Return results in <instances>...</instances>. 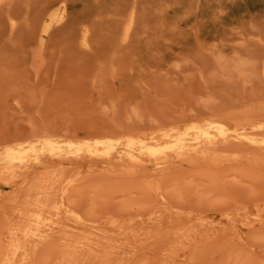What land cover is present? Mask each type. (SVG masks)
I'll use <instances>...</instances> for the list:
<instances>
[{
	"label": "rangeland",
	"instance_id": "1",
	"mask_svg": "<svg viewBox=\"0 0 264 264\" xmlns=\"http://www.w3.org/2000/svg\"><path fill=\"white\" fill-rule=\"evenodd\" d=\"M263 108L264 0H0V264H264Z\"/></svg>",
	"mask_w": 264,
	"mask_h": 264
},
{
	"label": "bare ground",
	"instance_id": "2",
	"mask_svg": "<svg viewBox=\"0 0 264 264\" xmlns=\"http://www.w3.org/2000/svg\"><path fill=\"white\" fill-rule=\"evenodd\" d=\"M57 13V12H56ZM55 18H56V15H55ZM50 19H54V18H50ZM59 20H60V18H59ZM260 109V108H259ZM264 109V108H263ZM255 110H257V109H255ZM259 111V110H258ZM249 112V111H248ZM254 113H255V111H253ZM259 113H262V112H259ZM249 114V113H248ZM251 115H252V113H251ZM264 116V115H263ZM256 118V117H255ZM258 118V117H257ZM256 118V119H257ZM208 121V120H207ZM210 121V120H209ZM245 121H246V119H245ZM207 123H210V122H207ZM259 124V123H258ZM264 124V123H263ZM192 125H193V123H192ZM200 125H202V123L200 124ZM213 125V127L216 129V134L214 135H212V133L210 134L209 132H208V130H204V129H200L199 130V135L195 138V140H196V143H201V142H204V144H206L205 142H208V143H211L212 144V142H213V140L216 138V137H221V138H223V140L226 138V136H227V132H229V131H227V130H225L224 128V126H222V125H219V124H216V123H214V124H212ZM242 125V124H241ZM240 124H239V126H241ZM247 125V124H246ZM260 125V124H259ZM259 125H256V126H254V128L255 127H259ZM204 126V125H203ZM206 127H207V125H205ZM245 126V125H244ZM244 126L242 125L241 127L242 128H244ZM252 126H253V124H252ZM199 127V126H198ZM236 127V126H235ZM260 127H262V128H260V129H263L264 128V126L262 125V126H260ZM184 128H185V126H184ZM203 128V127H202ZM253 128V127H252ZM251 128V129H252ZM172 129H176V128H172ZM241 129V128H240ZM250 129V128H249ZM170 129H168V132H170L169 131ZM236 130V129H235ZM165 131V130H164ZM172 131V130H171ZM185 131H186V128H185ZM212 131V130H211ZM232 131H234V130H232ZM232 131H230V132H232ZM245 131V130H244ZM252 131V130H251ZM256 131V130H255ZM259 131H261V130H259ZM264 131V130H263ZM161 132V131H160ZM157 133V134H161V133ZM167 132V131H166ZM165 132V133H166ZM176 132V131H175ZM229 132V133H230ZM242 132V131H241ZM156 133V132H155ZM172 133H174L173 131H172ZM233 133V132H232ZM238 133V132H237ZM248 133H253V132H248ZM258 133V132H257ZM169 135V137H170V133H168ZM184 134V133H183ZM186 134V133H185ZM188 134V133H187ZM186 134V135H187ZM244 136H245V134L244 133H242ZM251 134H249V135H251ZM262 134V133H261ZM44 135V134H43ZM42 135V136H43ZM48 134H46V136H47ZM161 135H167V134H164V133H162ZM160 135V136H161ZM174 135H175V133H174ZM177 135H179V134H177ZM230 135H232V134H230ZM235 135V134H234ZM238 135H239V133H238ZM253 136H254V134H252ZM256 135H258V134H256ZM259 135H260V133H259ZM52 136V135H51ZM233 136V135H232ZM261 136V135H260ZM264 136V135H263ZM262 136V137H263ZM33 137H35V135H33ZM129 137H131V136H129ZM134 137V136H133ZM153 137V136H152ZM174 137V136H173ZM172 137V138H173ZM235 137V136H234ZM247 137H248V134H247ZM251 137V136H250ZM140 138V137H139ZM175 138V137H174ZM184 139H183V141L184 140H186V138L185 137H183ZM230 138H232V137H230ZM238 138H239V136H238ZM254 138H255V136H254ZM264 138V137H263ZM43 139H45V138H43ZM49 139H51V138H49ZM119 139V138H118ZM117 139V140H118ZM122 139H124V138H122ZM128 139V138H127ZM132 139V138H131ZM143 139V138H142ZM150 139V138H149ZM162 139L164 140V138H163V136H162ZM169 139V138H168ZM176 139V138H175ZM240 139V138H239ZM239 139H236L237 141H239ZM258 139V137L255 139V140H257ZM46 141H42L43 142V148L41 149V150H47V151H49V150H51L52 152H54L53 150H57V151H60L61 149H62V147L61 146H55L56 144H54L53 143V138L51 139V141L49 140H47V139H45ZM106 140V139H105ZM108 140V139H107ZM113 140H115V139H113ZM124 140H126V139H124ZM134 140H135V137H134ZM133 140V141H134ZM145 140V139H144ZM143 140V141H144ZM153 140V139H152ZM166 140V139H165ZM180 140H181V135H180ZM217 140V139H216ZM216 140H214V141H216ZM221 140V139H220ZM226 140V139H225ZM235 140V139H234ZM241 140V139H240ZM258 140H260V139H258ZM258 140H257V143H258ZM261 140H262V138H261ZM35 141V140H34ZM70 141V140H69ZM69 141H67V143L69 142ZM89 141V140H88ZM96 141V140H95ZM98 141V140H97ZM100 141H103V140H100ZM96 142L94 145H90V144H88L87 143V145H85V147L83 148V149H86V147H89V148H92V147H95V148H92L93 150L94 149H97L98 147H101V146H103L104 147V149H103V152H100V153H102V155L101 156H98V157H100V158H102V156L103 155H108L109 154V152H110V149H111V147H112V145H114L115 146V144H111V142L110 141H107V142H104V143H102V142ZM133 141H129V139H128V143H127V140H126V143H127V145H126V147H127V151H130L132 148H134L133 146H134V143L135 142H133ZM141 142V143H143V144H139V145H141V147L140 148H142V149H146V151L148 152V151H150V152H152L153 154H154V152H155V150H154V148L152 147V146H145V142L147 143L148 141H146L145 140V142ZM167 141V140H166ZM182 141V140H181ZM227 141V140H226ZM242 141V140H241ZM251 141H252V139H251ZM37 142V141H36ZM55 142V141H54ZM56 142H58V141H56ZM87 141H85V143H86ZM121 142H123L122 140H121ZM137 142V141H136ZM151 142V141H150ZM172 142H174V141H172ZM172 142H169V143H172ZM180 142V141H179ZM186 142V141H185ZM253 142V141H252ZM260 142V141H259ZM62 143V142H61ZM81 143V142H80ZM94 143V141L92 142V144ZM112 143H114V142H112ZM152 143V142H151ZM150 143V144H151ZM154 143H156V142H153V144ZM166 143H168V142H166ZM166 143H164V144H166ZM215 143V142H214ZM219 144H220V142H218ZM217 143V144H218ZM262 143V142H261ZM263 143H264V140H263ZM34 144V143H33ZM33 144H31V145H33ZM77 144H78V142H77ZM82 144V143H81ZM185 144V143H184ZM222 144V143H221ZM251 144H253V143H251ZM118 145H119V143H118ZM136 145V144H135ZM147 145V144H146ZM152 145V144H151ZM169 145V144H168ZM171 145V144H170ZM169 145V146H170ZM173 145V144H172ZM175 145H176V143H175ZM182 145V144H181ZM180 145V146H181ZM258 145V144H257ZM262 145V144H261ZM11 146H13V145H11ZM42 146V145H41ZM68 146L69 147H71L72 146V144H68ZM78 146V145H77ZM113 146V147H114ZM121 146V145H120ZM166 146V145H165ZM178 146V145H177ZM207 146V145H206ZM213 146V145H212ZM212 146L210 147V149L209 148H207L208 150L207 151H211V148H212ZM215 146V148H214V150H213V152L214 151H218V147H216V146H219V145H214ZM258 146H260V145H258ZM103 147H101V148H103ZM160 147V146H159ZM261 147V146H260ZM17 148H19L18 146H17ZM73 148H75V147H73ZM77 148V147H76ZM115 148V147H114ZM122 148H124V146L122 147ZM137 148V147H136ZM161 148V147H160ZM167 148V147H166ZM165 148V149H166ZM171 148V147H170ZM169 148V149H170ZM179 149L180 148H182V147H178ZM185 148H187V146L185 147ZM185 148H182V149H180V150H183V149H185ZM189 148V147H188ZM187 148V149H188ZM212 148V149H213ZM217 148V149H216ZM29 149V148H28ZM80 149V148H79ZM79 149H77L76 151H78ZM88 149V148H87ZM92 149H90V150H92ZM125 149V148H124ZM137 149H139V148H137ZM177 149V148H176ZM30 150H32V149H30ZM126 150V149H125ZM133 150V149H132ZM136 150V149H135ZM167 150V149H166ZM170 150H172V149H170ZM178 150V149H177ZM189 150H190V148H189ZM40 151V150H39ZM64 151V150H63ZM80 151H81V153L82 152H87V150H85V151H82L81 149H80ZM97 151V150H96ZM96 151H94L95 153H97ZM139 151H140V149H139ZM139 151L137 152V154H139ZM145 151V152H146ZM192 151V150H191ZM206 151V150H205ZM206 151V152H207ZM24 152H26L25 150H24ZM65 152V151H64ZM64 152H61L62 154L64 153ZM69 152V151H68ZM67 152V153H68ZM70 152H72L71 151V149H70ZM79 152V151H78ZM89 152V151H88ZM93 152V151H92ZM111 152H112V150H111ZM115 152V151H114ZM134 152H136V151H134ZM159 152L160 153H162L160 150H159ZM171 152H173V151H171ZM182 152H185V151H182ZM193 152V151H192ZM29 153H31V152H29ZM60 153V152H59ZM77 153V152H76ZM75 153V154H76ZM100 153H98L99 155H100ZM122 153H127V152H122ZM130 153H132L131 151H130ZM130 153H128V155H129V158H130V156H131V154ZM159 153V154H160ZM186 153V152H185ZM39 154V153H38ZM38 154H37V156H38ZM43 155H44V153H42ZM58 154V153H57ZM62 154H61V157H63L62 156ZM73 154V153H72ZM75 154H73V155H75ZM86 154H88V153H86ZM91 154V153H90ZM90 154H88L89 156H90ZM93 154V153H92ZM117 154H120V152H117ZM144 154H146V153H144ZM148 154V153H147ZM146 154V155H147ZM156 154V153H155ZM166 154V153H165ZM168 154H170V152L168 153ZM194 154V153H193ZM207 154V153H206ZM216 154H217V152H216ZM20 155V153H19V151H18V149L17 150H15V149H10V150H7L6 151V153H4V157H2V159L5 161V162H7L8 163V165H9V163H11V162H13V161H15V160H17V159H19V156ZM23 155V154H22ZM27 155V154H26ZM43 155L41 156V157H43ZM53 155L55 156L56 154L55 153H53ZM69 154H65V156H68ZM72 155V156H73ZM79 155H80V153H79ZM78 154H76V157L77 156H79ZM94 155H97V154H94ZM93 155V156H94ZM123 155H125V154H123ZM140 155H142V153H140ZM145 155V156H146ZM161 155V154H160ZM163 155V154H162ZM161 155V156H162ZM183 155V154H182ZM187 155V154H186ZM185 155V156H186ZM1 156V155H0ZM24 156V155H23ZM29 156V155H28ZM72 156H70V157H72ZM111 156V155H110ZM117 156V155H116ZM119 157H120V155H118ZM139 156V155H138ZM159 156V155H158ZM164 156V155H163ZM181 156V155H180ZM191 156H192V154H191ZM196 156V155H195ZM206 156V155H205ZM50 157V156H49ZM74 157V156H73ZM75 157V158H76ZM104 158H105V156H103ZM122 157V156H121ZM120 157V158H121ZM128 157V156H127ZM134 157V156H133ZM155 157H157V156H155ZM21 158V157H20ZM31 158V157H30ZM64 158V157H63ZM65 158H67V157H65ZM112 158V157H111ZM123 158H125V156L123 157ZM123 158H121V159H123ZM132 158V157H131ZM129 159V160H134V158L133 159ZM149 158V157H148ZM158 158V157H157ZM25 159V158H24ZM32 159H34V158H32ZM31 159V160H32ZM206 159V158H205ZM209 159V158H208ZM215 159V158H214ZM114 160H118V159H114ZM120 160V159H119ZM127 160V159H126ZM158 160V159H157ZM180 160V159H179ZM182 160V159H181ZM25 161V160H24ZM27 161V160H26ZM26 161H25V164H27L26 163ZM33 161H35V159L33 160ZM38 161V160H37ZM37 161L35 162V163H37ZM212 161V160H211ZM21 164H23V163H21ZM19 166H20V164H19ZM15 253V252H14ZM10 259V258H9ZM8 261H10V260H8ZM12 261H13V258H12ZM11 262V261H10ZM7 264V263H6ZM10 264H12V263H10Z\"/></svg>",
	"mask_w": 264,
	"mask_h": 264
}]
</instances>
